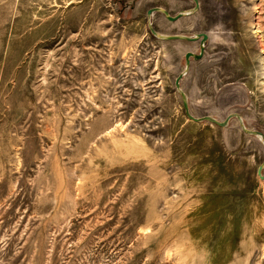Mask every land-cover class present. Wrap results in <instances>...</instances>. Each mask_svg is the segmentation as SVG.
Here are the masks:
<instances>
[{
  "label": "rangeland",
  "instance_id": "rangeland-1",
  "mask_svg": "<svg viewBox=\"0 0 264 264\" xmlns=\"http://www.w3.org/2000/svg\"><path fill=\"white\" fill-rule=\"evenodd\" d=\"M195 117L264 134V0H199ZM190 0H0V264H264V144L189 120ZM264 175V170H263Z\"/></svg>",
  "mask_w": 264,
  "mask_h": 264
},
{
  "label": "water",
  "instance_id": "water-1",
  "mask_svg": "<svg viewBox=\"0 0 264 264\" xmlns=\"http://www.w3.org/2000/svg\"><path fill=\"white\" fill-rule=\"evenodd\" d=\"M177 1H184V0H177ZM190 1H193L195 3V7L193 9H191L189 11H181L180 13H178L177 15H174V16L171 15L168 10H166L165 8H162V7H153L147 11V16L149 18L148 27H149L151 34L156 39H158L160 41H164V42H174V41H186V42H192V43L199 42V46H200L199 53H197V54L193 53V52H187L186 53V55H185V65H186L185 70L182 73H180L175 80V88H176L177 92L179 93V95L181 96L182 104H183V108H184V113H185L186 117L195 123L208 122V123H211V124L216 125V126L221 127V128L228 127L230 120L233 118H236L239 121L241 128L243 129V131L246 134L259 138L262 141V143L264 144V134L262 132H259V131L248 130L244 124L242 117L239 114H236V113L231 114L222 122L217 120L216 118H214L212 116L195 117L192 114L191 109H190L188 96L185 93V91L182 89L181 83H182L183 78L189 73V71L191 69L192 61L193 60L194 61H200L204 58L207 43H208L210 37L207 33H198V34H195L194 36L179 35V34H177V35L161 34L155 30V28L153 27V23L151 21L153 15L156 13L164 15L166 17V19L172 23H175L184 17L195 14L200 9V2H199V0H190ZM263 170H264V163L258 169V175L262 180H264Z\"/></svg>",
  "mask_w": 264,
  "mask_h": 264
}]
</instances>
